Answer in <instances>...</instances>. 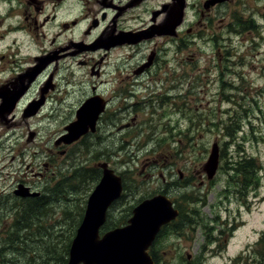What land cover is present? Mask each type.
Here are the masks:
<instances>
[{
    "label": "rangeland",
    "instance_id": "obj_1",
    "mask_svg": "<svg viewBox=\"0 0 264 264\" xmlns=\"http://www.w3.org/2000/svg\"><path fill=\"white\" fill-rule=\"evenodd\" d=\"M234 1L237 2L232 3ZM194 6L196 9L192 7L189 10L186 21V27L192 26L194 33L187 35L183 65L174 59L176 52L168 50L167 57L161 61L162 66L154 71L156 81H159L157 84L159 94L155 97L160 99V93L163 91H168L172 98L175 94L173 103L177 109L173 112L163 113V108L159 104L155 109L152 105L148 108L143 107L144 110L138 111L136 119L131 117L130 112L124 113L122 110L118 118L110 113L100 123L97 134L90 132L91 134L69 146L64 143L56 145L57 138L66 132L65 127L77 119L76 112H73L75 106L88 96L92 89L90 86L96 80L90 75L89 68H81L84 65L79 64L74 74L71 69L63 72L59 84L61 93H56L64 97L66 90H69L68 96L72 94L64 106V110H69L70 115L67 112L62 114L64 111L62 110L61 114L52 115L54 117L48 118L44 123L33 118L23 123V128L14 130L13 139L17 142L13 147L0 148V157H5L0 163L2 197L10 196L9 193L21 179L32 176V170L45 171V162L49 163L46 171L47 176L51 177L48 187L55 180L57 189L60 190L62 183L76 173H85L86 177L80 185L78 182H68L67 186L72 184L76 187H68L70 192L64 196L62 192L61 195L57 194L59 202H54L55 196L51 199L50 209L46 210L53 212L51 215L48 213L43 224L53 232L52 237H47L44 231L34 235L36 227L32 225L31 236L19 237L21 241L18 240L20 243L15 244L13 249H10V245L6 246V250H10L0 256L2 259L0 264H13L12 260H15L20 252L28 256L21 264H45L47 260L51 264H59L63 252L61 233L71 224L70 216L64 215V210H71L75 205L81 204L84 215L88 196L102 176V171H98L94 165L103 157L107 158L105 160L110 162L111 167L124 175L125 182L131 185L132 193L110 209L115 218L126 214L127 211L130 218L133 208L146 197L156 195L159 189H164L165 194L172 191L175 203L183 207V216L181 215L179 219L186 218V204H192L188 207V210H192L189 211L191 216L207 220L213 225L212 233L215 236H217L215 230L220 229L218 221L229 220L224 224L229 228L234 226L233 230L236 231L234 238L231 239V244L235 246L231 254L240 252L239 254L243 253L252 260V256L261 252L262 258L264 257V240L259 244L255 242L253 244L255 234L258 237L264 231V36H261L264 29V0H233L223 5L222 10L234 12L224 16L222 20L215 18L204 29L199 26L200 20L197 16L199 8L202 7L200 0H194ZM217 12L215 10L213 14ZM239 15L242 16L237 20L236 16ZM254 15L257 16L254 18ZM232 23L236 26L230 31L227 26ZM239 23L245 26L239 28ZM215 34L216 39H221L219 43L223 44L222 48L231 42L228 49L233 52L232 59L226 62L228 69L222 72L217 66L220 47H215L213 41ZM167 42L170 40H162V45ZM171 43L174 45L173 40ZM148 47L144 44L136 51L129 49L122 54L119 53L121 50L115 48L109 54V66H105L104 70L112 73L109 77H103L110 80L102 89L106 92V97L111 95L112 103H120L119 90L124 89L118 86L127 82L117 78L119 73L113 71L114 67L119 66L120 69L117 67V70L122 71L121 76H125L138 59L132 63L126 61L124 67L122 55L143 56L150 49ZM90 55L98 59L103 53L92 52ZM73 61L74 59L71 62ZM68 79L71 85L77 87L79 93L71 92L72 86L66 83ZM145 80L148 81L143 79ZM174 85L176 88L173 90ZM176 103L180 106L177 107ZM233 125L238 130L230 133ZM108 133L114 137L112 141L103 140V136L104 139L110 138L107 136ZM215 141L219 143L221 154L224 155L220 159L221 168L219 167L217 175L208 179L203 171V165ZM18 150H25L26 154H17ZM55 150L67 152L62 155ZM37 151L40 153L36 154ZM12 155L16 156L14 161H11ZM250 158L256 159L255 162L260 168L258 170L261 171L257 173L258 184L254 185L256 182L252 173L249 177L250 185L242 190L245 193H239L238 190L241 188L237 177L242 174L234 170V164ZM167 160L174 161L176 171L169 166ZM3 165L7 167L2 168ZM184 171L186 177L181 178L180 172ZM135 180L140 183L139 186H135ZM20 201L16 199L15 202L10 198L1 200L0 208L9 204H13L15 208L16 203ZM1 214L6 215L7 212L3 211ZM63 216H67L69 220L62 222L61 225ZM13 218L11 213L9 217H4V220L0 221V243L10 237L6 231ZM126 221L125 219L121 224H126ZM106 230L109 229L102 227L101 234ZM225 231L230 229L225 228ZM75 234L76 231L74 236ZM197 236L191 247L190 245L182 247L181 256L177 254L174 256L173 252L164 256L171 264L184 262L187 264L185 253L190 249L194 261L197 262L203 258L201 252L204 247L200 248L199 244L205 235L197 232ZM15 239L16 237H11L8 240ZM210 246L216 247V243ZM21 247L29 248L30 252ZM207 264H219V260L208 261Z\"/></svg>",
    "mask_w": 264,
    "mask_h": 264
},
{
    "label": "flooded vegetation",
    "instance_id": "obj_2",
    "mask_svg": "<svg viewBox=\"0 0 264 264\" xmlns=\"http://www.w3.org/2000/svg\"><path fill=\"white\" fill-rule=\"evenodd\" d=\"M181 1L183 2L182 8L179 6ZM231 1L233 0H200L202 7L197 13L200 20L199 26L204 29L215 18L222 20L224 16L231 15L234 10L230 12L222 10V6ZM192 7L195 8L194 0H0V148L15 145L17 141L13 139L14 130L23 128V123H27L33 118L44 123L48 118H53L52 115L61 114L60 111L65 109L66 100H70L72 95L68 96L69 90H66L64 97L56 95V93H61L59 84L63 78L62 74L69 69L74 74L78 70L79 64L84 65L81 68H89L90 75L96 79L90 86L93 90L91 89L83 101L97 95L105 107L97 121L95 133L92 132L93 134H97L100 123L110 113L118 118L122 110L124 113L130 112L131 117L136 119L138 111L144 110L150 105L155 109L159 104L163 108V113L173 112L177 109L173 103L175 94L172 98L168 91H163L160 93V99L155 97L159 94L157 92L159 81H156L154 71L162 66L161 61L167 57L168 50L176 52L174 59L178 62L185 59L187 35L194 33L192 26L186 27L189 10ZM215 10L218 12L213 14ZM241 16H236V19L239 20ZM256 16L254 15V18ZM258 18L260 17L258 16ZM176 21H179L175 28L176 32L173 34L171 32L158 33V31L163 32L166 29L167 22L174 24ZM242 23H244L243 20ZM242 23H239V28L245 26ZM234 26L236 25L232 23L227 28L233 31ZM123 33L133 34L131 36L135 39H129L123 43H118L119 40L115 41L113 37ZM216 34L213 41H215L216 48L220 47L217 66L222 72L224 69H228L226 62L232 59L233 52L228 49L231 42L222 48L223 44L219 43L221 39H216ZM261 36H264V29ZM164 39L170 40V42L162 45ZM172 40L174 45L171 43ZM144 44H147V47L149 44L151 46L148 47L150 49L143 56L130 54L129 57H126L122 55L124 67H126V61L132 63L138 59L134 67L125 76H121L122 71L117 70L119 66L114 67L113 71L119 73L117 78L127 82L118 86L120 89H124L123 91L119 90L120 103H112L110 101L111 95L106 97V92L102 89L110 80H105L103 77H109L112 73V71L105 72L104 70L105 66H109V54L118 46H122L117 48L121 50L119 53L122 54L129 49L136 51L138 47ZM92 52L103 53V55L95 59L96 56L90 55ZM72 59H74L73 62H71ZM143 79H148V81H143ZM66 83L68 85L70 80L68 79ZM70 86H72L71 92L73 94L79 93L77 87L71 83ZM175 88L174 85L173 90ZM181 95L184 96V94ZM80 104L75 106L73 112L78 111ZM176 104L177 107L180 106L179 103ZM182 106H185L184 101ZM64 112L70 115L69 110L62 111V114ZM63 135L57 138L56 145L62 143L61 137ZM107 136L110 138L104 139L103 136L104 141H112L114 138L110 133ZM55 152L63 155L67 151L55 150ZM39 153L36 152V154ZM17 154L25 155L26 151L18 150ZM15 157L12 155L11 161H14ZM4 158V156L0 157V163ZM105 159L107 158L103 157L102 160H97V163L107 162ZM167 162L175 170L174 161L167 160ZM108 164L111 166L109 161ZM44 165L45 171L32 170L31 177L26 176L25 179H21L14 186L13 191L9 193L10 196H0V201L10 198L15 201L16 199L21 201L36 200L41 204L46 198L51 197L58 185L53 180L48 187L49 181H51V177L47 176L46 171L49 163L45 162ZM6 167L7 165H3L2 168ZM95 167L101 170L100 167ZM185 174V171L180 172L181 178H185ZM122 178L126 184L124 175ZM136 183L138 182L136 181ZM20 185L28 188L30 193L37 192L38 194L21 197L15 192L16 187ZM160 192L165 194L164 189H159L157 194ZM130 193L132 191L128 193V190H125L120 200L122 201ZM167 194L174 199L172 191L167 192ZM52 198H49L50 201ZM54 202H59L58 197ZM190 205L192 204H186V218L179 219V216L164 223L147 248L154 264H171V261L164 255L173 252L175 253L174 256L176 254L181 256L182 247L184 245L191 247L192 242L197 240V232L205 235L204 240L199 244L200 248L204 247L201 252L203 258L197 262L194 261L190 249H187L185 253L187 264H207L208 261L212 260H219V264H264V257L262 258L261 252L252 256V260L245 257L243 253L239 254L240 252H233L235 254L232 255L231 250L234 251L235 246L233 243L231 244V239L234 238L236 231L233 230L234 226L229 228L226 226L227 224H224L229 220L218 221L220 229L215 230L217 233L215 236L212 233L213 225L203 218L191 216L192 210H188ZM193 205L196 206V204ZM175 207L178 208L181 215L183 207L178 206V203ZM13 209V204L1 207L0 218L4 220V217H9L13 213ZM3 211H6L7 214L2 215ZM109 213L110 209L107 219ZM125 223L128 224V221ZM225 228L230 229V231H225ZM253 239L255 240L253 244L254 242L256 244L261 243L264 240V231L258 237L255 234ZM213 243H216V247L210 246ZM24 249L30 252L29 248Z\"/></svg>",
    "mask_w": 264,
    "mask_h": 264
},
{
    "label": "water",
    "instance_id": "obj_3",
    "mask_svg": "<svg viewBox=\"0 0 264 264\" xmlns=\"http://www.w3.org/2000/svg\"><path fill=\"white\" fill-rule=\"evenodd\" d=\"M179 6L182 8V1ZM177 23L169 28L165 26L166 29L158 33L173 34ZM131 35L123 33L113 38L123 43L133 39ZM103 109L100 98L87 99L78 109L77 119L66 126L67 133L61 137V141L72 143L90 129L95 130L96 121ZM219 160L220 147L216 142L203 166L208 178L215 176ZM99 167L102 168V176L88 197L83 218L70 244L67 264H154L147 248L160 227L179 215L178 209L174 208L173 201L167 195L158 194L146 198L133 208L128 225L110 229L101 235L109 207L122 195L123 179L107 162L100 163ZM15 192L23 197L38 194L30 193L28 188L21 185Z\"/></svg>",
    "mask_w": 264,
    "mask_h": 264
},
{
    "label": "trees",
    "instance_id": "obj_4",
    "mask_svg": "<svg viewBox=\"0 0 264 264\" xmlns=\"http://www.w3.org/2000/svg\"><path fill=\"white\" fill-rule=\"evenodd\" d=\"M238 130V128L233 125L231 132H236ZM222 156L224 154H221ZM240 160V159H239ZM255 158H250V159H244L241 160L240 162H237L236 164H234V170L241 175H239L237 178L239 181V188H241L240 190H238L239 193H245L242 190L247 189V187L250 185L251 183V179H249L250 175L253 173V178H254V182H256L257 180V173L259 171V173L261 172L260 170H258L259 166L257 164V162H255ZM230 169H232L230 167ZM260 169V168H259ZM98 171H101L100 169H98ZM85 173H76L74 174L71 178H69L67 181H65L64 183H62V187L60 190H56L54 191L55 193L51 196V197H58L57 194H60V192L63 193V196L66 195L68 192H70V190L68 189V187H76V185H68V182H78L79 185L81 183V181L85 180L86 177ZM84 178V179H83ZM135 182V181H134ZM258 184V181L254 184L256 185ZM128 188V187H127ZM129 189V188H128ZM61 193V194H62ZM60 194V195H61ZM49 197V198H51ZM46 198L44 202H42L40 204L39 201L36 200H32V201H20L16 203V207L14 208V212H13V222L10 224V226L7 228V235H9L10 237L7 238L6 241H3L2 243H0L3 247L0 248V256H2L4 251L6 250V246H11L13 247L15 244H18L20 242H18L19 237H21L22 235H26V236H31L32 231L30 230V228L32 227V225H34L35 228V233H41V231H44V234L48 237L53 235V232L48 228V226L44 225L43 222H45L44 218L47 217L50 213V215L52 214V212H48L46 209L49 208L50 209V199ZM56 199V198H55ZM83 205L81 204H77L74 207H72L71 210H64V215H69V219L71 224L69 226H66V228L62 231V237L63 240L61 241V244H63V252L61 254V257L59 259V264H66L67 260H68V254H69V248H70V243H71V239L74 236V233L76 231V227H78L77 225H79L80 223V219L83 215ZM129 211H127V213H123L122 215H120L118 218H115L113 216L112 213H109V217H108V221L105 224L104 228L107 229H111L114 228L116 226L121 225V223L129 216L128 214ZM123 218V219H122ZM67 216H63L61 222H66L67 220H69ZM0 221H2V218H0ZM31 221H36L34 223H32ZM38 230V228H40ZM11 237H16L15 241L14 240H8ZM21 241V240H19ZM55 242V241H54ZM26 242H23V244H25ZM22 244V245H23ZM25 247V246H24ZM21 247V248H24ZM21 253V255H20ZM18 254V257L14 261L13 264H16V262H19L20 264L23 263L26 258H28V256L26 254H24L23 252H20ZM2 260V259H0ZM6 262V260L4 261ZM45 264H51L49 263V260H47V262Z\"/></svg>",
    "mask_w": 264,
    "mask_h": 264
},
{
    "label": "bare ground",
    "instance_id": "obj_5",
    "mask_svg": "<svg viewBox=\"0 0 264 264\" xmlns=\"http://www.w3.org/2000/svg\"><path fill=\"white\" fill-rule=\"evenodd\" d=\"M16 202V201H15Z\"/></svg>",
    "mask_w": 264,
    "mask_h": 264
}]
</instances>
